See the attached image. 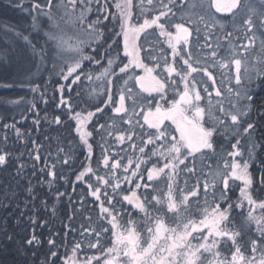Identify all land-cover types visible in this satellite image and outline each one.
Instances as JSON below:
<instances>
[{"label":"snow or ice","instance_id":"snow-or-ice-1","mask_svg":"<svg viewBox=\"0 0 264 264\" xmlns=\"http://www.w3.org/2000/svg\"><path fill=\"white\" fill-rule=\"evenodd\" d=\"M10 4L29 22L0 28V69L11 75L0 86L28 91L0 106L23 104L20 121L30 113L32 128L2 127L33 146L41 180L14 192L24 197L17 215L5 195L4 224L27 227L0 235L24 264H264V0ZM50 99L60 112L41 117ZM42 123L68 128L64 143L77 147L44 159L31 139ZM11 161L0 151V168ZM57 165L75 168L74 179ZM26 171L20 154L16 180ZM66 179L72 193L83 189L87 214L77 227L74 210L61 234L39 213L53 215L49 205L69 193L41 197L39 187Z\"/></svg>","mask_w":264,"mask_h":264},{"label":"trees","instance_id":"trees-1","mask_svg":"<svg viewBox=\"0 0 264 264\" xmlns=\"http://www.w3.org/2000/svg\"><path fill=\"white\" fill-rule=\"evenodd\" d=\"M29 22V18L22 13L17 8L11 6L10 0H0V28L5 25H13V26H22L26 27ZM0 35H3L0 33ZM2 47V46H0ZM2 53H0V58H2ZM11 79L10 70H2L0 69V80ZM99 83V82H97ZM85 91L89 86V82H84ZM93 87L95 85H92ZM79 91V89H77ZM26 88L21 87H13V88H4L0 86V101H10L14 99H18L20 96L27 94ZM53 91V87L49 86V94L51 95ZM261 98H264V92L260 94ZM31 99V96H28V100ZM57 101L52 99L49 100L48 105H40L41 109V117H43L44 112L47 111L48 118L51 119L53 113H59L60 109L55 107ZM24 105L22 104L20 107L16 105L5 103L0 106V151H4L6 148L12 155V161L9 163L7 167L0 168V229L3 227H7L9 233L24 235L25 228L27 227L26 222L17 227L14 219H10L7 225L4 224L5 218L9 217V213L3 207L4 204L9 203L8 200L5 199V195L11 198L12 206L11 213L12 215H17V211L15 208L16 203H20L24 197L20 196V199H17L14 195L16 193L23 192V186L27 183L29 179H31L33 186L37 185V182L41 180V173L39 170H36V175L32 176V168H31V160L28 159V152L33 147L30 143H25L23 141L17 140L15 137V133L11 129H4L2 125L4 123L11 124L14 120L19 121L18 127H21V131L27 132L32 128V118L29 113V119L27 121H20V113L23 109ZM107 119V116H105ZM103 122V121H102ZM70 130L63 126L51 125L49 126L46 123H42L41 129L39 131L31 132V139H35L38 143L42 144L44 147L41 150L42 157L47 159L49 156V149H51L52 159L56 158L57 155V146L59 147H71L76 148L75 142L71 145H67L64 143L65 140H71ZM7 134L8 140L4 141L3 137ZM51 137V140H46L45 137ZM63 137V139H61ZM226 146V145H225ZM20 154H23V158L26 161L27 171L24 172L19 181L16 180V165L18 162V158ZM79 154L78 149L75 153ZM79 159L84 160L83 156H80ZM48 163H51V160H48ZM211 163V161H208ZM43 164V160L41 162V166ZM76 167H79V163L77 162ZM57 172L63 173L67 179H74L72 177V172L75 171V168L68 167H60L57 165ZM67 179L64 181L55 182L49 187L47 184H41L39 187V195L41 197L48 196L51 197L54 195V190L59 188L60 191H66L71 196V200H69V196H65L62 200H55L49 205V210L55 208L56 211L53 215H49L48 212L41 210L39 215L42 219L49 221L50 228L60 231L63 234L64 224L68 223V216L71 215L75 210V219L72 223L75 226H79L84 221V215L87 213L81 209L80 204L77 203V200L84 195L83 189L81 187L76 188V192L72 193L71 185L67 183ZM19 183L20 187H17ZM11 185L13 191L8 190V186ZM22 210L23 205H21ZM85 208L87 211H91L93 218L95 219L96 213L92 210L90 203L86 201ZM38 232H41L43 236L48 235V228H37ZM73 238L72 235L68 236V239L71 240ZM17 245L13 242H9L2 235H0V264H24V258L16 251ZM41 259L43 257L41 256Z\"/></svg>","mask_w":264,"mask_h":264},{"label":"flooded vegetation","instance_id":"flooded-vegetation-1","mask_svg":"<svg viewBox=\"0 0 264 264\" xmlns=\"http://www.w3.org/2000/svg\"><path fill=\"white\" fill-rule=\"evenodd\" d=\"M217 35H221V33L218 32Z\"/></svg>","mask_w":264,"mask_h":264},{"label":"rangeland","instance_id":"rangeland-1","mask_svg":"<svg viewBox=\"0 0 264 264\" xmlns=\"http://www.w3.org/2000/svg\"><path fill=\"white\" fill-rule=\"evenodd\" d=\"M221 35H222V33H221ZM205 171H207V169H205Z\"/></svg>","mask_w":264,"mask_h":264}]
</instances>
